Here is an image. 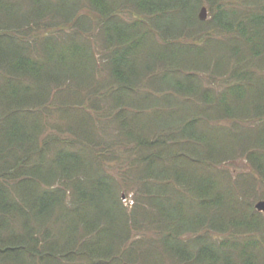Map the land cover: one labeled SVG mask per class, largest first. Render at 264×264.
Listing matches in <instances>:
<instances>
[{
	"label": "trees",
	"instance_id": "obj_1",
	"mask_svg": "<svg viewBox=\"0 0 264 264\" xmlns=\"http://www.w3.org/2000/svg\"><path fill=\"white\" fill-rule=\"evenodd\" d=\"M84 103L94 116L69 113ZM198 112L259 126L239 149L264 184V0H0V222L31 218L6 240L65 264H264L251 185L209 170L234 150ZM12 183L25 211L7 205Z\"/></svg>",
	"mask_w": 264,
	"mask_h": 264
},
{
	"label": "rangeland",
	"instance_id": "obj_2",
	"mask_svg": "<svg viewBox=\"0 0 264 264\" xmlns=\"http://www.w3.org/2000/svg\"><path fill=\"white\" fill-rule=\"evenodd\" d=\"M52 1L55 2L56 0H52ZM203 5L206 7L205 4H203ZM198 12H199V10H198ZM207 17H208V11L206 8V18ZM55 31L56 32L64 31V33L65 32L67 33L68 28L57 27V29L55 28ZM258 71L263 72V70H260V69ZM193 76L197 77V80L199 81L200 84L202 83V85H206V83L204 81L205 80L204 74L199 72V73L194 74ZM96 78H97V80L99 79L98 77H96ZM220 89H222V85H219L215 89V91L218 92V90H220ZM177 99L182 100L184 102L186 101L185 104L187 106L195 105L199 108L203 107V104L202 103H196L197 101L194 100V98H190L188 100L183 98L184 99L183 100L181 97L178 96ZM68 103H72V100ZM87 106L88 105H86V103H84L83 107H81V108L80 107H74L73 108L74 111L70 110L69 113L73 114V112H74L75 114H81L79 111H81V109H82L88 115L94 116L93 110L89 109ZM197 114L200 115L199 122L197 121L196 122L197 124L195 125V127H197L198 130L203 131L204 133L206 132L207 137L209 139L213 140L215 143L214 145L219 147L220 149L223 148L225 150L226 149L234 150L232 157L226 159L221 164L214 165L209 170L211 172L214 171L216 173L217 177L219 176L220 173H228V176H227L228 183H231V184L237 183L238 189H236V190L237 191L239 190V192H242V190H245L244 189L245 187L247 189L251 185L248 188V190H249L248 195L246 194L244 197H242L243 200L241 202L246 204V206H244V204H242V206L245 207L246 209H249L250 205L253 206V208H254V204L257 201L264 200V184L259 181V176L255 173L251 162L248 160V158L245 156V154L241 153V149H239L240 148L239 146H242L244 144L243 143L244 142L243 137L245 135L252 136V137L256 136V134H257L256 131H257L259 126L255 125V122H250V123L242 122L241 123L240 121L231 122L228 120L216 121V120H212L211 117L206 116L203 113L198 112ZM183 115H185V114H183ZM206 117H207V119H206ZM50 120H51V127L53 129L56 128L57 126L58 127L60 126L59 128H61L63 126L64 121L61 120V114L60 113L54 112V114H52V116H50ZM46 131H47L46 134L51 132L48 129ZM98 137H100V135L96 134L94 136V138H98ZM118 140L120 141L121 139H118ZM176 140H178V141L175 142L173 145L174 146L175 145L182 146V144L179 142V139H176ZM122 142H123L122 140L119 142V146H124L123 144H125V142H123V143ZM126 146H130V145L127 144ZM197 146H204V145L201 144V145H197ZM245 147H246V149H248L252 146L247 145ZM236 149H237V151H236ZM82 153H83V151H82ZM113 164L116 165V167L118 166V164H115V162ZM110 172H111V174L116 173L115 171H112V170H110ZM244 180L249 181L250 185L249 184L246 185V183L243 184ZM12 184L13 185L8 184L5 186L7 191H9V192L11 191V193L9 195L7 193V196H8L7 205L8 206L9 205H14V206L16 205V206H18V208L23 209L25 211L26 210L25 206L20 201L21 197L17 196V192L15 191V189H13V187L15 185H14V183H12ZM133 189H134L133 187H129V188L120 187V191H119V195L121 197V202L124 205V207L126 208V211L128 213H130L132 211V209L135 207V202L137 200L136 194H135L136 192ZM235 197H237V195ZM20 209H18V210L20 211ZM259 213H262L264 215V211H261ZM9 215L6 214L4 217L5 219L2 217V219L5 223L0 222L1 226L3 225L7 228V229L4 228V231L2 232V235H1L2 241H5L3 244H5L7 246V248H5V250H4L5 253H3V257H4L3 262H5L7 264H13V263H15V264H65L61 259L53 256L52 250L50 249L49 245L48 246L40 245L37 247L31 246V247H27L25 251L17 250L16 243L13 240L12 241L6 240V238H8V232L13 233V231H14L16 234L19 235V233H22V228H24L25 225L28 226L27 223L31 222L30 221L31 218H30V215L24 216L22 218L18 216L17 217L18 220H17L16 217H12ZM0 216H2V215H0ZM139 219L137 218L136 224H137V227L139 228L138 230L141 232L146 227L147 222H146V220H143V217L141 218V221H139ZM26 233L27 232L23 231L24 235ZM223 236L225 237V234L222 235L219 233L214 237V239L217 240L218 238L223 237ZM77 263L78 264H86V262H84L82 260H78Z\"/></svg>",
	"mask_w": 264,
	"mask_h": 264
},
{
	"label": "water",
	"instance_id": "obj_3",
	"mask_svg": "<svg viewBox=\"0 0 264 264\" xmlns=\"http://www.w3.org/2000/svg\"><path fill=\"white\" fill-rule=\"evenodd\" d=\"M198 17L200 20H204L206 18V8L202 6L198 12ZM254 207L257 211H264V200H259L254 204Z\"/></svg>",
	"mask_w": 264,
	"mask_h": 264
}]
</instances>
